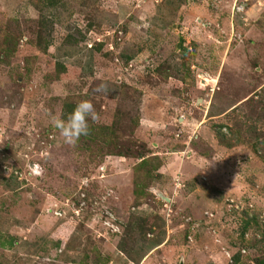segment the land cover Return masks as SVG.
Returning <instances> with one entry per match:
<instances>
[{"label":"rangeland","instance_id":"374dc122","mask_svg":"<svg viewBox=\"0 0 264 264\" xmlns=\"http://www.w3.org/2000/svg\"><path fill=\"white\" fill-rule=\"evenodd\" d=\"M53 4L0 0V264H258L240 229L264 216V0ZM82 100L96 138L69 145L51 117Z\"/></svg>","mask_w":264,"mask_h":264},{"label":"trees","instance_id":"16d2710c","mask_svg":"<svg viewBox=\"0 0 264 264\" xmlns=\"http://www.w3.org/2000/svg\"><path fill=\"white\" fill-rule=\"evenodd\" d=\"M54 0H46V4L47 6H49V8L51 6H55L54 4ZM45 27V23L43 20H39L38 21V24L36 26V28L34 29L33 32H35V35H36V41H35V44L37 45L38 48H42L41 46V43H42V33H43V28ZM29 31H32V29H29ZM50 42L51 41H44L45 43V50L46 48L50 45ZM62 68H64V66H62ZM75 108V106H70L68 110H66V113L70 114L73 109ZM109 128L110 127H106V128H102V135L106 138L107 136V132L109 131ZM93 127L89 125V133L88 135L86 136H82L84 138H89L90 140H94L95 137V134L96 132L93 131ZM218 138H219V141L221 142L222 145L224 146H229L228 143H226L225 141V136L218 132ZM116 136V135H115ZM117 137V136H116ZM113 139V138H112ZM117 141L119 140V138H115ZM116 140L112 141V143L116 142ZM121 149L120 148V143H115L114 144V149H113V153L112 154H118V155H121V154H127L129 153L131 156L134 155L137 159H143L142 163L145 162L147 159H146V154H145V150L143 148H141V150L139 151H136V149H133V150H129V151H123L122 150H119ZM21 173V172H20ZM18 178V176H17ZM17 178L16 180L13 182L12 186L11 187H17L19 185V183L17 182ZM20 182V181H19ZM13 189V188H12ZM89 200V199H87ZM242 215L245 217V221L243 223V226L241 227L240 229V236L242 237V240H244L245 236L247 235V233L252 229V228H255V230H257L256 232H260L262 234V238L260 241H258V243L262 244L264 243V216L263 214H261L260 212H257V213H251L250 211L248 212L247 209L243 210L242 212ZM252 214V215H251ZM141 222V221H140ZM132 225V224H131ZM159 228L160 227H164L165 223L163 221H161V224H156ZM142 226V225H140ZM135 227H136V224H135ZM132 228H134V224L132 225ZM142 229V228H141ZM155 229V227H154ZM152 230V229H151ZM130 233H132V229H129ZM163 234H165L164 231L160 230L159 232V236H158V239L162 240L163 239ZM129 235V234H128ZM132 236L129 235V238H131ZM160 237V238H159ZM152 240H156V239H152ZM151 240V241H152ZM127 241H122L119 245V253L121 254V256L119 257L120 259L123 258V259H127V256H130V250H129V245L126 243ZM150 242V241H149ZM256 244H252L250 245V247H255ZM263 256V255H262ZM240 255H237L235 257V263L238 264L240 262ZM71 261V260H69ZM256 262L258 264H264V257H261L259 259H256Z\"/></svg>","mask_w":264,"mask_h":264},{"label":"clouds","instance_id":"9594fccd","mask_svg":"<svg viewBox=\"0 0 264 264\" xmlns=\"http://www.w3.org/2000/svg\"><path fill=\"white\" fill-rule=\"evenodd\" d=\"M94 91L107 94L108 87L106 84L101 83ZM89 119L95 122L99 117L93 104L88 100H82L76 104L66 119L54 115L51 117V123L59 131V135L66 144L74 145L81 136L88 135Z\"/></svg>","mask_w":264,"mask_h":264},{"label":"built area","instance_id":"2783aa9c","mask_svg":"<svg viewBox=\"0 0 264 264\" xmlns=\"http://www.w3.org/2000/svg\"><path fill=\"white\" fill-rule=\"evenodd\" d=\"M86 187H89V183L87 184L86 182L83 183ZM86 203H87V193H86V190L84 189L83 192L81 193V197L80 199L78 200V205L75 206L76 210H78V212H83L84 211V208L86 206ZM68 205H66V209L68 210ZM102 206V204H101ZM65 207L64 210H65ZM64 210H59V211H54L55 212V215L59 218L63 217V212ZM75 210V211H76ZM48 212H49V209H48ZM51 212V210H50ZM99 216L97 217L98 218V221L100 223H102V225L106 226V227H109L110 229H112L113 231L117 232V228L118 226L116 225V223L114 222L115 220L113 219V214L111 212H109L107 210V207H105L104 205L101 207L100 211H99ZM64 214L66 215V213L64 212ZM108 218H111L113 220H111V222L108 220ZM113 222V223H112Z\"/></svg>","mask_w":264,"mask_h":264},{"label":"crops","instance_id":"0c3cea01","mask_svg":"<svg viewBox=\"0 0 264 264\" xmlns=\"http://www.w3.org/2000/svg\"><path fill=\"white\" fill-rule=\"evenodd\" d=\"M163 244H164L163 239L160 240V239H158V237H157L156 240H152V241H150L145 247L142 246V249H143V247H144V249L146 248L147 251L153 252V251L158 250L159 248H161V247L163 246ZM150 252H148V253H150ZM145 253H146V252H145ZM141 254L143 255L144 253H141ZM141 254H140V255H141ZM146 255H147V254H146ZM140 257H142V256H140ZM144 257H145V256H144ZM136 259H138V258H135V259H132V260L135 261ZM120 260H121L123 263L127 261V259H123V258H121Z\"/></svg>","mask_w":264,"mask_h":264}]
</instances>
